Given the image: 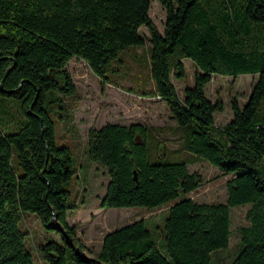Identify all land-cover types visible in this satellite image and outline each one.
<instances>
[{"label":"trees","instance_id":"trees-1","mask_svg":"<svg viewBox=\"0 0 264 264\" xmlns=\"http://www.w3.org/2000/svg\"><path fill=\"white\" fill-rule=\"evenodd\" d=\"M155 1L165 11L163 34L149 18L151 0H0V126L9 113L6 99L17 100L23 115L16 131L0 130V264H35L19 229L24 212L57 236L36 246L37 264H209L213 251L229 245L230 208L246 204L247 224L238 229L240 250L230 264H264V0ZM141 27L149 33L153 84L143 94L165 103L184 129L181 140L191 157L232 177L224 204L198 203L188 194L202 177L189 171V158L161 161L163 144L149 149L144 126L89 129L88 158L109 176L100 207L172 204L161 235L165 254L139 220L106 234L88 257L77 227L67 222L72 207L63 184L71 178V151L56 145L54 122L42 105L48 92L50 104L75 93L66 70L73 58L102 83L108 80L118 54L144 44ZM184 59L196 71L181 101L171 75L184 77ZM215 74L257 75L246 103L233 101V117L219 129L214 114L222 104L205 94Z\"/></svg>","mask_w":264,"mask_h":264},{"label":"rangeland","instance_id":"rangeland-1","mask_svg":"<svg viewBox=\"0 0 264 264\" xmlns=\"http://www.w3.org/2000/svg\"><path fill=\"white\" fill-rule=\"evenodd\" d=\"M149 18L158 32L163 34L165 11L155 0H151ZM139 34L144 44L121 51L112 63L113 69L108 70V80L104 83L91 72L83 60L71 59L66 70L71 76L75 93L66 97L63 103L50 104L48 92L42 105L54 122L56 145L68 147L71 151V178L63 184V188L68 191L66 204L72 207L67 212V222L77 227V237L86 247L85 254L88 257L99 251L106 234L139 220L144 221L157 249L165 254L162 236L168 209L172 204L155 209L100 207L109 176L100 163L88 158L86 144L89 129H99L109 123L144 126L148 129L146 143L149 149H156L157 142L163 144L161 161L187 162L189 158V171L202 177L199 188L188 194L189 198L198 203L224 204L227 198L226 182L232 177V174L223 175L217 167L206 161L191 157L192 155L184 149V140H181L180 131L184 129L176 125L165 103L158 97L143 94L152 92L153 84L148 61L149 33L145 27H141ZM182 62L184 77L177 79L171 75V83L181 101L185 88L193 86L196 71L190 60L184 59ZM256 80L257 75L254 74H242L237 77L216 74L212 76L205 87V94L212 103L219 101L222 104V111L214 114L216 129L232 119L233 101L238 106L246 103ZM1 99L3 102L4 98ZM6 100L10 102L9 113L7 117L4 116L5 124L0 126V130L12 133L19 127L23 115L17 100ZM248 208V204L230 208L229 245L225 249L213 251L209 264H230L237 256L240 250L238 229L247 224L244 215ZM19 229L26 235V248L32 253L34 263L37 264L36 246L50 237L57 239V236L45 233L37 216L29 212L21 213Z\"/></svg>","mask_w":264,"mask_h":264},{"label":"water","instance_id":"water-1","mask_svg":"<svg viewBox=\"0 0 264 264\" xmlns=\"http://www.w3.org/2000/svg\"><path fill=\"white\" fill-rule=\"evenodd\" d=\"M136 141H137V142H140V138H139V137H137V138H136ZM135 179H136V177H135Z\"/></svg>","mask_w":264,"mask_h":264}]
</instances>
